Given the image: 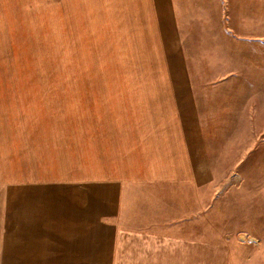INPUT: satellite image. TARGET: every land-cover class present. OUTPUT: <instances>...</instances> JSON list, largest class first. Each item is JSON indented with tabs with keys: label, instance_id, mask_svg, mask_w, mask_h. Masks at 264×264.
Masks as SVG:
<instances>
[{
	"label": "crops",
	"instance_id": "crops-1",
	"mask_svg": "<svg viewBox=\"0 0 264 264\" xmlns=\"http://www.w3.org/2000/svg\"><path fill=\"white\" fill-rule=\"evenodd\" d=\"M46 1L33 29L106 68L119 107H0V264H264L205 215L224 177L264 176L240 129L264 0Z\"/></svg>",
	"mask_w": 264,
	"mask_h": 264
},
{
	"label": "rangeland",
	"instance_id": "rangeland-1",
	"mask_svg": "<svg viewBox=\"0 0 264 264\" xmlns=\"http://www.w3.org/2000/svg\"><path fill=\"white\" fill-rule=\"evenodd\" d=\"M51 3L54 1L0 0V107H119L106 68L99 62L67 64V57L76 58L77 49L67 48L66 33L59 32L56 38L55 32L33 29L49 28L48 16L42 14ZM36 13L40 14L39 26L33 19ZM258 35L252 33L253 37ZM260 49L263 52V46ZM260 49L253 47L252 54H260ZM243 114L241 132H252L253 139L258 140L253 154L259 152L262 143L264 160V107H245ZM1 115L0 108V123ZM1 136L0 126V140ZM5 179L0 176V184ZM220 188L216 207L205 211L207 224L241 242L248 251L264 247V176L224 177ZM1 224L0 219V229Z\"/></svg>",
	"mask_w": 264,
	"mask_h": 264
}]
</instances>
